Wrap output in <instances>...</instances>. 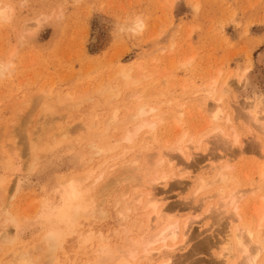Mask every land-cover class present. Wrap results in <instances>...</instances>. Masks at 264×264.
Instances as JSON below:
<instances>
[{
  "label": "rangeland",
  "instance_id": "1",
  "mask_svg": "<svg viewBox=\"0 0 264 264\" xmlns=\"http://www.w3.org/2000/svg\"><path fill=\"white\" fill-rule=\"evenodd\" d=\"M0 3V7L9 6L13 10L10 20L0 22V61H11L14 65L10 74L0 78V180L6 178L12 181L9 189L13 192L9 191L6 197H14L11 201L8 199L10 202H5L0 190V237L1 233L6 232H10V237H14L15 233L12 225L6 223L7 216L2 213L3 207L18 216L23 223L21 240L9 245L4 242L2 244L0 238V264H8L11 258L20 252L30 251L34 258L40 257L41 251L46 247L41 241L45 232L42 226L30 217L33 216L34 207L40 205V200L53 196L55 185L59 181L80 180L83 177L89 178L85 184L90 186L94 177L103 175L106 178L109 173L110 175L96 186L101 210L93 220H82L77 233L68 236L60 248L61 251L58 249L55 255L61 264L95 262L94 251H98L96 248L100 245L107 244L106 241H101L100 234L108 237V244L117 251V248L125 243V236L120 234L118 239L114 234L118 228V211L123 203L119 208L114 206V203L116 205L118 201H131L134 192L132 190L140 186L139 182L125 180L126 175L123 173L126 168L131 167L125 163L138 159L135 168L140 178L138 176L137 179L148 180L144 166L152 153L160 152L161 149L163 151L160 153L164 155L170 153L177 144L181 145L179 142L183 135L186 137L182 146L191 150L188 157L183 158L179 153L171 155H177L176 159L182 163L185 171L172 176L173 179L170 178L167 184L154 187V194L163 200L164 208L174 211L172 214L176 215L171 214L168 220L164 219V224L176 219L181 223L192 219L188 228L187 244L182 247L183 250H177L169 257V264L243 263L244 255L235 252L232 243L226 259L221 257L220 250L223 240L233 233L241 222L235 221L230 227L232 214L215 206L219 197L209 199L208 195L216 194V188H210L198 197L193 192L199 178L210 180L214 176L213 171L207 169L213 161V156L216 161L222 155L230 156L232 151L238 150V147H231L226 143L223 144L227 145L226 148H223V145L222 148L218 146L223 140L221 142V139L218 141L214 137L212 130L215 125L210 124L209 127L207 123L209 120L206 108L211 107L212 103L208 101L207 106H203V94L194 93L206 89L216 79V88L224 98L225 113L230 114L232 120L230 124L222 122L220 125L228 132L231 127H235L239 134L241 133L240 139L244 149H247L245 155L230 162V166L234 168V185L236 186V181L240 183L236 186L238 191L263 186L264 180L260 174L264 171V157L262 153H255L252 149L260 146L261 141L264 142V136L257 132L253 124L248 123V113L242 110V106L258 104L259 116L264 117V0H0ZM137 21L145 24L143 30L135 27ZM117 68L131 70L133 76H144V83L137 87L125 88L121 85V79H114L119 70ZM245 71L247 72L243 83L239 80ZM151 84H154L155 89H151V96L154 98L148 99L149 104L155 107L161 104L159 109L168 116L158 130L156 141L159 143L153 141L151 146L146 148L143 146L144 136L141 134V139H137L133 145H122L117 152L112 153L113 155L102 158L93 154L91 156L89 147L87 148L92 141L91 137H88L89 133H101L105 128L103 123L106 126L109 118L107 116H110L114 109L122 108V117L126 108L136 103L133 98L129 99L130 95H133L131 93ZM115 86L120 98L114 100L108 92L115 91ZM105 88L106 91L109 88L107 92ZM40 89L53 97L56 94L70 95L74 98L72 101H75V107L69 105L65 109L60 108L55 114L58 116L47 118L41 109H38L40 103H32L34 97L40 96ZM107 94L111 100H107L110 99ZM178 105H183V108ZM109 106L114 108L110 109ZM93 107L97 110L94 111ZM177 107L180 111L177 114L179 119L175 117L172 120V114L177 112ZM92 124L93 126L89 127ZM64 130L69 133L68 144L47 152L46 148L50 142L55 141L52 137L58 134L55 136L61 139L60 133ZM206 134L209 136V150L205 151L204 147L192 149L188 142L190 137L200 139ZM55 139L57 141V138ZM32 142L35 145L41 143L40 147L42 146L35 152L38 159L34 164L29 146ZM125 148L132 149L131 153L134 154L131 158L127 156V159L112 160ZM102 159H107V164L100 165ZM224 163L226 162H217L218 165ZM18 165L20 169L17 168ZM31 165L34 168H31ZM117 165L120 167L113 174L112 167ZM181 169L182 167H179V170ZM155 172L156 170L153 171L154 174L149 175L148 181L154 179ZM157 172L159 174L156 175H161L167 170L159 168ZM17 179L22 182V188L18 190L14 189ZM116 179L117 185H113ZM142 191L144 190L139 189L138 193ZM263 193L264 188L255 195L248 191L246 204L243 206L245 208H242L245 220L243 219L241 224L250 227L252 225L253 228L258 225L260 210L257 209L260 208ZM123 194L127 196L125 199H122ZM9 206L12 209L8 208ZM136 226L137 222L133 220L129 229L132 231L131 236L137 238L139 232ZM91 228L95 231L92 235L93 242L82 244ZM260 231V238L264 239V226ZM139 240L141 237L137 241ZM115 253L117 255L118 251ZM162 259L165 263L166 258H161L154 264H160ZM261 260H264V255Z\"/></svg>",
  "mask_w": 264,
  "mask_h": 264
},
{
  "label": "bare ground",
  "instance_id": "2",
  "mask_svg": "<svg viewBox=\"0 0 264 264\" xmlns=\"http://www.w3.org/2000/svg\"><path fill=\"white\" fill-rule=\"evenodd\" d=\"M5 10H8L7 11V19H0V22H7L8 20H10V18L12 16L13 10L9 6L0 7V11H5ZM135 27L138 30H143V28L145 27V24L142 21H137L135 23ZM26 28H28V27H26ZM7 62H9V61H7ZM7 62L6 61H0V63H7ZM183 65H185V64H183ZM139 67L141 69V66H139ZM117 69H119V68H117ZM115 71H116V69H115ZM246 72L247 71H245V74H243V76L239 80L240 82L244 83V79L246 77ZM3 77H5V75L2 76V78ZM116 78H119L122 80L123 84L121 83V85L122 86L124 85L125 88L137 87L141 83H144L143 81L145 79L144 76H137V75L133 76L131 73V70H128L125 68H121L117 71L114 79H116ZM121 80H120V82H121ZM112 81H114V80H112ZM213 81L214 82L209 84L206 87V89H203L201 91L198 90L194 94H196V95L203 94V97H202L203 101H204L202 103L203 106L206 107L208 101H210L212 103L211 107H209L208 109L206 108V112L208 113L207 115H208V120H209L207 123H209V125H208L209 127H210V124L215 125V127L212 130L213 133L211 132L212 134L215 135L214 137L217 138V140L221 139V142L223 140L222 144H220L218 146L221 147V145L226 143L228 145H231V147H238V150L232 151V153L230 151V153H231L230 156L227 154H224L219 159H217V157H215L217 159L216 161H214V158H213L214 156H213L211 159H213L214 162L212 161L211 165L207 169H209L210 171H213L214 176L210 180H206L204 177L199 178L200 180L197 179L198 183L195 186V189H194L195 191H193V192H194V195L196 197H198L201 193L205 192L206 190H208L210 188H216V191H215V189L213 190V191H215L216 194H214L213 196L208 195L209 199H213L214 197L220 198V199L217 198L218 201H217V205H215V206H218L217 208L220 210L221 209L225 210L226 213L232 214L231 215L232 219H230V227H231V224L235 223V221L242 223V220L244 219L243 215H245V214H243L242 208L246 204L245 199H246V196L248 194V191H249V193L251 192L253 195H255L257 192H260L264 188V184L262 183L263 186L258 187V188H251L250 190L245 189L246 191H243V190L238 191L236 189V186L240 185L239 182L236 181V186L234 185L235 176L232 174V172H234L233 171L234 168L232 166H230V162L235 161L234 160L235 158H238L240 156L245 155L247 152V149H246V147L244 149L243 142L241 141L242 139H240L241 133L239 134L238 130L235 127H231L230 132H228V130H224L223 126L220 125V123H222V122H225L224 124H226V125L230 124L232 122V120H231V115L228 113L227 114L225 113L226 106L225 105L223 106L224 98L221 95H219L222 93H219V91L216 88V85H217L216 79ZM51 85L49 86L50 88H51ZM109 86L110 85H108V87ZM116 87L117 86H115V89H114L115 91L110 90L108 92L114 100H115V98H117L119 96V94H118L119 92L118 93L116 92L117 91ZM124 87H123V89H124ZM153 87H154V84H151V85L143 87L142 89H140L136 92L131 93L133 95H130L129 99L133 98L134 100H136L135 105H133L132 107H127L126 112H124V115L122 117L120 116V110H122V108L120 110L114 109L112 111V113H110V116L106 115L109 118L107 121L105 120L106 126H105V123H103L105 128L102 130L101 133L96 134V135H94V132L89 133L90 136L88 135V137L89 138L91 137L92 141H91V143L88 144L89 146H87V145H85V146H87V148L89 147V151H90L91 156H92V154L96 155L100 158L105 157V156H109L113 152H115V151L117 152V150L122 145H133L137 139H141V138H139L141 134H142V136H144V138H142L144 140L143 146L146 148L147 147L149 148V146H151V143L153 141L157 140L158 130H159L160 126L164 122H166V120L168 119V116H166V114L162 113V111L159 109V107H162L161 104L159 107H158V105L155 107L154 105L151 106L152 104L151 105L149 104L148 99L150 97H152L151 96V91H152L151 89H153ZM101 88H102V85H101ZM108 89H107V91H108ZM154 89H155V87H154ZM99 90H97L96 92L99 93ZM104 90L106 91V88ZM40 91H41L39 93L40 96L38 95L39 97L38 96H37V98L34 97L33 101L32 100H30V101H32L33 104H37V105L40 103V105H38L39 106L38 109H41L42 113L45 114L47 116V118L48 117L51 118V116H58L55 114L57 113V110H59L60 108L65 109L69 105L71 107L72 106L75 107V103H74L75 101L74 102L72 101L74 98L72 99V97L68 94H66L65 96H60V95L56 94L57 96L55 95L53 97L49 93L44 92V90H42V89H40ZM100 92H101V90H100ZM97 93H94V94H97ZM103 93H100V94H103ZM152 93H153V91H152ZM109 94H107V96ZM157 94H159V93H157ZM111 97H109L110 99H107V100H111ZM75 98L77 99V97H75ZM118 98H120V97H118ZM152 98H154V97H152ZM152 98H151V100H152ZM124 100L122 103H124ZM78 103H79V101H78ZM155 103H158V102H155ZM160 103H162V102H160ZM186 104H187V102H186ZM186 104L184 103V106ZM30 105H28V106H30ZM97 105H100V104H97ZM257 105L258 104H256V105L255 104H249V105L245 104V107L242 106V108H243L242 110L247 111L246 113H248V116L246 117L248 123L253 124L255 129L257 130V132L261 133L264 136V117L259 116ZM24 106H26V105H24ZM182 106L183 105H180L179 107L183 108ZM17 107L19 108V106H17ZM95 108H94V111L97 110ZM101 108H103V107L101 106ZM108 108H110V106ZM113 108H110V109H113ZM178 109L179 108L177 107V112H175V114L174 113L172 114V116L174 115L172 117V120L175 119V117L176 118L178 117L177 119H179V116H177V114H179L180 111ZM67 111H68V109H67ZM67 111H65V113ZM89 112H87V113H89ZM67 113H69V112H67ZM93 113H95V112H93ZM96 115H95V118H96ZM87 117L89 118L90 116H87ZM15 118H16V116H15ZM47 118H46V120H47ZM61 118H63V117H60V119ZM246 118H245V120H246ZM90 119H92V118H90ZM170 119H171V117H170ZM177 122H179V120H177ZM15 123L16 122H14V126L16 125ZM51 123H53V122H51ZM92 123H93V121H92ZM177 125L179 126V123ZM47 126H48V123H47ZM90 126H93V124L89 125V127ZM11 127H12V125H11ZM11 127H10V131H11ZM96 127H97V125H96ZM89 129L90 128H88V130ZM252 129H253V127H252ZM89 132H90V130H89ZM4 134H6V133H4ZM256 134H258V133H256ZM55 135L52 137V139L54 138L55 141H53V143L50 142L51 144L48 145V147L46 148L47 152H51L52 150H56L58 147H60L62 145L68 144L69 133L67 130L66 131L64 130L63 133H60L61 139H58V137H56L58 134L56 136ZM196 135H198V134L196 133ZM24 136H25V134H24ZM41 136H42V134H41ZM185 137H186V135L185 136L183 135V137L180 139L181 142H179V143L181 145L178 146V144H177L176 145L177 147H175V149L172 150L171 152H170V150H168L170 153H167L165 155L160 153L161 151H163V149L160 148L161 146L159 147L161 149L160 152L152 153L150 160H147L146 164L144 166L145 171L148 173V174L145 173L146 176L148 175L147 176L148 180L150 177L149 175L152 174L154 170H156L155 176L153 175L154 179L152 181H148L147 179L146 180L140 179V181H141L140 182L139 179H137L138 176L140 178V175L137 173V170L135 168L137 163L139 162L138 159L137 160H131V161H128L125 163L127 166L132 167V168L131 167L126 168L124 173L122 172L123 175L124 174L126 175L125 180L127 182L128 181L129 182H139V184L142 188L138 185L139 188L135 187L136 189L135 188H134V190H132L133 188L131 189L132 191H134L133 197L131 198L132 199L131 201H127V202L118 201L116 203V205L114 203V206H116L118 208L120 207L121 203H123V206L118 211V219H117L118 228H117L116 232L114 231L115 232L114 234H115V237H118V239L122 235L125 236L124 237V240H125L124 246L117 248L118 254L116 255L115 252H117V251H114L113 248L111 247V245L108 244L109 238L100 234L101 241L103 243H104V241H106L107 244L100 245L99 248H101V249H99L97 247L96 249H98V251H94V254L96 255L95 262L94 261L92 263L88 262L87 264H154L157 260H159L161 258H166L165 263L169 264V261H170L169 257H171V255H173V253H176L177 250H180V249L183 250L184 249L182 247H185V245L187 244V242H186L187 238H188L187 234H189L188 228H189V224L192 223V222L190 223V220L192 221V219H188L187 221H184L182 223L178 219H176L174 221H171L169 223L164 224L162 221L164 219L168 220L169 216L174 211L164 208L163 200L161 198H159V196L154 194L155 193L154 190L156 189V188L154 189V187H156L160 184L161 185L167 184L168 180L170 178H172V176L175 177V176H177V174H182V172L185 171V168H183L182 163L180 164L177 161V159H176L177 155L176 156L171 155V153H179L183 158L188 157V152L191 150L190 149L187 150L182 146V143H184ZM252 137H253V135H252ZM55 138H57V141ZM89 138H88V140H89ZM208 138H209V136L207 134L202 136L200 139H198V137L194 138V136H192V137H190L188 142H189V144L192 145V149L194 148V149L198 150V149L204 147L205 151H207V150H209L208 149L209 144L207 143ZM5 139H7V138H5ZM31 139H33V138H31ZM34 139L36 140V137ZM52 139H51V141H52ZM85 139H87V138H85ZM252 139H255V138H252ZM35 140H33V141L35 142ZM218 141H220V140H218ZM256 141L258 142V140H256ZM39 142H40V140L38 141V143ZM261 142H262V144L258 142L260 144V146H258L255 149L253 148L252 150H254L253 152H255V153H258V152L262 153V156L264 157V142L263 141H261ZM158 143L159 142H157V144ZM226 144L223 145L222 147L226 148L227 147ZM13 145H16V144H13ZM40 145H41V143L37 144V145L33 144V142L29 143V146L31 148L30 150L32 152L31 155H32V159H33L32 160L33 164L35 163L36 159H38L37 153H35V152L36 151L38 152L41 149L42 146L40 147ZM153 145H155V143ZM153 145H152V147H153ZM10 147L12 148V146H10ZM172 147L173 146H171V148ZM13 148H14V146H13ZM16 148H15V150H16ZM143 149H145V148H143ZM120 150H122V149H120ZM147 150H149V149H147ZM131 151H132V149L125 148L124 150H122V153H119L115 157L112 156L113 157L112 160L113 159H116V160L127 159V156L131 158V156L134 154V153H131ZM7 152H10V150L9 151L7 150ZM17 152H18V150H17ZM20 153H22V152H20ZM85 153H86V151H85ZM139 153H141V151ZM15 154H16V151H15ZM43 154H44V152H43ZM90 158H93V157H90ZM189 159H190V157H189ZM102 160L100 162V165H101V163L107 164V162H106L107 159H102ZM83 161H84V159H83ZM224 161L226 162V163H224V165H218L217 164V162L222 163ZM115 163H117V162H115ZM30 167L34 168L32 165ZM119 167H120V165L112 167L114 169V171H112L113 174H114L115 170ZM179 167H182V169L179 170ZM17 168H19V165ZM99 168H101V167H99ZM159 168H166L167 172H164L161 175H156V173L159 174L157 172V169H159ZM30 170H33V169H30ZM169 172H171V173H169ZM122 173H121V175H122ZM132 173H134V174H132ZM113 174L111 173V175H113ZM131 174H132V176H131ZM109 175H110V173L108 174V176ZM121 175H119V176H121ZM145 175H144V177H145ZM260 175H261L260 176L261 179L264 180V171H262ZM86 178H87V176H86ZM106 178L103 175H99L96 178L94 177L92 179L93 182L90 184V186H86V184H85L89 180V178L84 179L83 177H82V179L80 178L81 182L78 179L77 180L76 179H69L66 181H59L55 185L53 196L50 198L44 199L43 201L40 200L41 201L40 205L39 206L36 205V206H38L37 208L34 207L35 211L33 212V216L30 217L31 220H34L39 225H41L42 228L44 229V232H45V235H44L43 239H41V241H43L42 244L45 245L46 247L43 248V250L41 251L40 257L34 258V256L31 253H29L30 251L20 252V253H16V256L15 257L13 256L14 258H11L12 260L10 259L11 261L8 264H61V263H59V260H58L57 256L55 255L56 251H58V249L62 248V245L68 236H71V235L77 233V229L82 225V222H81L82 220H84V219L87 220L89 218L90 219L92 218V220H93V218H95L97 213L101 210V209H99L101 207L100 206L101 202H100L99 196H98V191H97L98 187L96 188V186L99 185L100 183H102ZM208 179H209V177H208ZM10 183H12V181H10L9 179H6V178L0 180L1 195H2L3 201H5V202H6V200L9 199V197H6V194L9 193V191H10V189H9L11 187V186H9ZM15 183L16 184H14V189L17 188L16 190H18L19 188H22V184H21L22 182L20 179H17V181H15ZM119 183L120 182H118V184ZM104 184H106V183H104ZM115 184L117 185V179L115 181H113V185H115ZM15 185H16V187H15ZM104 186H107V185H104ZM109 186L110 185H108L107 187H109ZM134 186L135 185L133 184L132 187H134ZM107 187H106V189H107ZM14 189H12V190H14ZM48 189H49V187H48ZM104 189H105V187H104ZM139 189H143L144 191H142L141 193H138ZM123 196H125V194L122 195V199L123 198L125 199L127 197V196H125V197H123ZM12 198L14 199V197H12ZM12 198H10L9 200L11 201ZM9 202H8V204H9ZM38 202H35V203L37 204ZM260 202H261L259 205L260 208L257 209L260 211H258V225L256 224L257 225L255 227L256 229L253 228L252 225H251V227L253 229L250 227V225L247 226V225H243L240 223V225L238 227H236L237 229L235 228L236 230L234 229L233 233L226 236V239H224L222 244H221L220 250H221V257L223 259L227 258V255H228L227 252L229 250L228 248H229V246H231V243H232L233 247L235 249V252L237 251V252H239V255H241V254L244 255L243 256L244 259L242 257L243 263L241 262V264H264V260H261V256L264 255V239L260 238L261 237V231L260 230H262V228L264 226V193L260 198ZM10 207L11 206H9L8 208H10ZM28 207H30V206H28ZM3 209H4V211H2V213H4L7 216L5 218L6 223L9 225H12L15 233H14V237H10V232H6L4 234L1 233V237H0V238H2L1 243L3 244V242H4L6 244L11 245L12 243L17 242L18 240H21L22 237L20 236V232L23 228V223L18 216L13 215V213L11 214L4 207H3ZM10 209H12V208H10ZM101 212L103 213V211H101ZM172 216H176V215L172 214ZM104 217L105 216H101V218H104ZM99 220H101V219H99ZM133 220H135L137 222V226L135 227L136 230H138V232H139V235L137 236V238L131 236L132 231L129 229V227L131 226V222H133ZM92 224H93V222H92ZM9 229H11V228H9ZM34 232H36V231H34ZM94 232H95L94 229L91 228V230L88 232L89 234H87L86 237L84 238V240H82V244L92 243L93 242L92 235H94ZM79 234H81V233H79ZM120 234H121V236H120ZM139 237H141V240L137 241ZM60 251H61V249H60ZM231 252H233V251H231ZM49 257H50V259H48ZM85 258H86V256H85ZM242 259H241V261H242ZM47 260H48V263H46ZM92 260H94V259H92ZM161 263L165 264L164 260Z\"/></svg>",
  "mask_w": 264,
  "mask_h": 264
},
{
  "label": "clouds",
  "instance_id": "3",
  "mask_svg": "<svg viewBox=\"0 0 264 264\" xmlns=\"http://www.w3.org/2000/svg\"><path fill=\"white\" fill-rule=\"evenodd\" d=\"M7 11H0V19H7ZM14 68V65L11 63V61L7 63H0V77L10 74L11 70Z\"/></svg>",
  "mask_w": 264,
  "mask_h": 264
}]
</instances>
